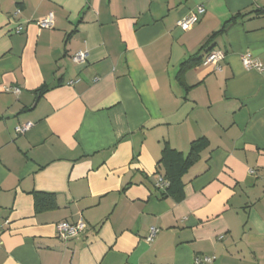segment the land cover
I'll return each instance as SVG.
<instances>
[{
    "label": "crops",
    "instance_id": "obj_1",
    "mask_svg": "<svg viewBox=\"0 0 264 264\" xmlns=\"http://www.w3.org/2000/svg\"><path fill=\"white\" fill-rule=\"evenodd\" d=\"M210 48L220 71L179 74ZM246 53L264 66V0H0V264H264V71ZM199 138L183 198L163 197V148Z\"/></svg>",
    "mask_w": 264,
    "mask_h": 264
},
{
    "label": "built area",
    "instance_id": "obj_2",
    "mask_svg": "<svg viewBox=\"0 0 264 264\" xmlns=\"http://www.w3.org/2000/svg\"><path fill=\"white\" fill-rule=\"evenodd\" d=\"M204 13V8L202 6H198L195 8L194 11L190 12L188 15L180 19L176 26L183 32H187L191 30V28L198 23L199 16ZM15 14H18V11L15 12ZM54 18L52 14H48L46 18L39 21L37 23V26L39 29H50L53 27ZM22 28H17L16 33L19 34L21 32ZM87 59V54L84 51L76 52L72 55L71 60L74 64H84ZM224 59V53L221 51H211L208 53L202 61V66L204 67H210L214 71H220L221 69V62ZM241 62L243 67L246 70L253 69L259 72L264 71V66L260 64L259 62L252 59L251 55L249 53L244 54L241 57ZM74 82H69L68 85H72ZM6 91H11L15 94L19 93V90L17 88H11L6 89ZM33 126L32 123L28 122L19 126L15 127V132L17 134H24L27 132L31 127ZM249 173L251 175L255 174V171L249 170ZM261 179L264 181V175L261 176ZM155 188L157 189H163L167 186V183L161 178H156ZM86 225L83 221H78L76 223H69V222H60L56 225V233L57 238L62 241L66 242L69 239L77 237L79 234H82L85 231ZM157 230L155 228H150L149 234L146 238L147 243H151L154 239V237L157 234ZM1 235V230H0ZM222 237H219V240H221ZM215 258L213 256H197L194 258V264H212L214 262Z\"/></svg>",
    "mask_w": 264,
    "mask_h": 264
},
{
    "label": "trees",
    "instance_id": "obj_3",
    "mask_svg": "<svg viewBox=\"0 0 264 264\" xmlns=\"http://www.w3.org/2000/svg\"><path fill=\"white\" fill-rule=\"evenodd\" d=\"M240 15L228 20L225 26L217 33L213 34L207 41V44H210L216 35L224 32L232 23H235ZM204 49V48H201ZM213 48H210L207 51V54L212 51ZM203 58H191L188 61L184 62L179 70V74L184 70L197 67L202 65ZM44 90H39L40 94H43ZM208 146V141L205 138H199L192 141L189 145V150L186 155H183L181 152H178L169 146H165L162 150L161 158L158 161L157 166L163 170L162 179L167 183V186L162 191L163 197H176L179 199L183 198V182L182 177L187 172V170L198 160V155ZM44 196L43 194H35V205L37 208H49L53 205L52 197ZM45 199V204H41V200Z\"/></svg>",
    "mask_w": 264,
    "mask_h": 264
}]
</instances>
